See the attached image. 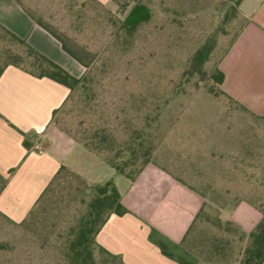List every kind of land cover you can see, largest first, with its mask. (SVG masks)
<instances>
[{"label": "rangeland", "instance_id": "rangeland-1", "mask_svg": "<svg viewBox=\"0 0 264 264\" xmlns=\"http://www.w3.org/2000/svg\"><path fill=\"white\" fill-rule=\"evenodd\" d=\"M15 2L65 35L73 50L88 54L89 69L81 65L87 80L55 114V124L81 144L94 132L101 136L104 130L121 143L146 129L151 160L204 196L203 212L172 250L174 256L188 264H240L244 242L226 222L227 209L239 199L264 203V117L243 111L210 80L244 23L236 0H112L108 6L92 0ZM135 3L146 4L152 18L127 37L120 22ZM214 32L207 75L187 77L189 59ZM13 56H20V67L38 73L26 49L0 28V71ZM85 166L99 179L106 177L103 170ZM95 185L67 168L24 221L0 214V264H73L64 242ZM253 212L243 205L229 219L248 227L259 216L255 227L262 218ZM93 254L96 264H122L97 249Z\"/></svg>", "mask_w": 264, "mask_h": 264}, {"label": "crops", "instance_id": "crops-1", "mask_svg": "<svg viewBox=\"0 0 264 264\" xmlns=\"http://www.w3.org/2000/svg\"><path fill=\"white\" fill-rule=\"evenodd\" d=\"M96 1L108 6L112 0ZM238 11L245 22L219 61L218 68L224 75L220 90L255 116H264V0H242ZM0 25L74 77L83 74V67L15 0H0ZM69 93L65 86L19 67L9 65L0 73V175L6 181L0 192V214L11 222L24 221L63 166L94 184L112 181L127 210L123 215H110L101 227L96 235L101 248L124 264H181L161 253L151 232L167 244L179 245L203 198L154 164H147L130 181L87 152L55 124V112ZM86 163L103 170L106 177L99 179L95 172H86ZM243 205L260 213L241 201L227 219ZM231 220L244 229L241 219ZM258 220L259 216H253L246 232Z\"/></svg>", "mask_w": 264, "mask_h": 264}, {"label": "trees", "instance_id": "trees-1", "mask_svg": "<svg viewBox=\"0 0 264 264\" xmlns=\"http://www.w3.org/2000/svg\"><path fill=\"white\" fill-rule=\"evenodd\" d=\"M92 1L95 2L96 4L102 5L98 3L96 0H92ZM241 1L242 0H236L237 7H239ZM27 14L37 23V25H39L42 29L48 32L53 38H55L60 43L62 50L66 54H68L71 58H73L77 63L82 65L86 70L89 69V63L85 62L86 60H84V57L88 56L85 50L83 49L82 51L73 50L71 47L68 46L69 39L65 35L64 36L59 35L57 32L53 31L49 25L44 24L39 19H35L30 13L27 12ZM151 18H152L151 9L146 4L135 3L127 12L123 20L120 22L119 29L120 31L123 32L125 36L133 37L141 26L150 22ZM0 28L13 41H15L17 44L23 46L26 49L27 56L33 59L31 67L35 68V70L38 71V73L20 67L18 64V62L21 60L20 56H13L11 60L5 65V67L12 65L15 67H19L36 77L49 78L68 88L70 91L69 97L73 90H75L77 87L81 86L86 82L87 76L85 74L79 78L74 77L65 69H63L61 66L54 63L46 56H44L43 54L39 53L37 50L32 48L29 44H27L26 41L20 39L10 31L5 29L4 27H2L1 25ZM216 32H214L211 35V37L208 38L205 41V43L202 44L198 49H196V51L192 54L191 58L189 59L188 68L185 72V75L187 77L199 76V79L203 80V77L207 75L204 66L209 61L210 55L215 48L216 45L215 38L217 34ZM239 32L237 33L233 41L230 43L228 48L237 38ZM228 48L223 53L221 58L225 55ZM219 61L217 63V67L214 73L211 74L210 76V80L214 82V84H216L220 90V85L223 83L224 75L221 72V70L218 68ZM3 69H1L0 73L2 72ZM220 92L226 98L236 103L243 111L247 112L251 116H255L254 114L246 110L243 106H241L239 103L235 102L230 97L225 95L221 90ZM255 117H261V116H255ZM146 128L149 129L150 127L147 125ZM144 131L147 130L146 129L137 130L135 132L134 137L130 136L128 140L118 143L115 137L108 136V134H105L106 131L103 130L102 131L103 135L99 136L97 132H94L85 139L87 142H84L83 144H81V142L73 135H71L68 132L67 133L70 134L77 143L82 145V147L86 148L88 151H91V153H93L96 157L100 158L102 162L106 163L111 168H113L118 175L124 176L130 181H134L136 177L139 175V173L142 171V169L147 164L151 163L160 167L163 171L169 173L177 181L188 186L204 199L202 193L192 188L191 186L187 185L181 179L177 178L171 171L167 170L165 167H162L151 160L150 150L145 145V143L148 140L147 138L148 133L146 132L145 134ZM103 152H105L107 156L103 157L102 155L104 154H101ZM133 166H136L134 170H130V169L127 170V168H131ZM66 169L67 168L63 166L60 167L57 174L54 176V178L49 183V185L55 180V178L59 176V174L63 170ZM261 173H262V177L264 178V165L262 167ZM0 180L2 182L0 188V192H1L5 186L6 181L1 175H0ZM255 180L257 181L256 178ZM46 189L44 190V192L46 191ZM90 190L92 192V197L87 203L86 211L84 212L83 215H81L77 219L76 223L73 226H71L67 232L66 239L64 242L67 248V253H68L67 256L70 258L73 264H96L93 253L94 250L97 249L106 255H109L113 258H118L120 262L124 264L119 257L107 252L97 244L96 235L101 229V227L105 224V222L107 221L110 215L112 214L123 215L124 213H126L127 210L121 204L120 195L112 181H107L104 184H96ZM44 192L41 194L39 200L43 196ZM39 200L37 201V203L39 202ZM241 201H246L250 203L252 206H254L261 213L262 219L249 233L244 232L237 224L233 223L229 219H226V222L229 224V226L233 227L234 234L238 235L237 238L240 241V243L244 242V249L242 251V258L240 260V264H263L264 262V203L261 204V203L253 202L248 199H239L232 205V207L227 209V213L229 214ZM204 205L205 202H203L201 209L197 213L193 223L191 224L190 228L186 232L184 238L182 239L179 245H181L185 241L191 229L195 225L196 221L201 216V213L203 212L204 209ZM151 237L156 238V243L163 255L169 258H174L181 264H188L184 260L176 258L172 252V250L175 247H178L179 245L174 246L165 243L161 237L160 238L157 237V234L154 231L151 232Z\"/></svg>", "mask_w": 264, "mask_h": 264}, {"label": "built area", "instance_id": "built-area-1", "mask_svg": "<svg viewBox=\"0 0 264 264\" xmlns=\"http://www.w3.org/2000/svg\"><path fill=\"white\" fill-rule=\"evenodd\" d=\"M35 148L38 150L39 153L42 152V149L39 146L36 145Z\"/></svg>", "mask_w": 264, "mask_h": 264}]
</instances>
